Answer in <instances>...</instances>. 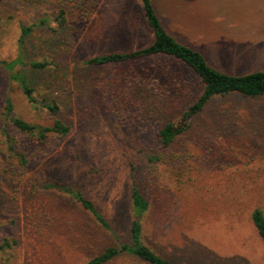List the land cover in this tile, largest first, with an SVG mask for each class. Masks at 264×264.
<instances>
[{
  "label": "rangeland",
  "instance_id": "obj_1",
  "mask_svg": "<svg viewBox=\"0 0 264 264\" xmlns=\"http://www.w3.org/2000/svg\"><path fill=\"white\" fill-rule=\"evenodd\" d=\"M166 29L227 73L264 70V0H154ZM139 0H0V264H82L115 242L61 188L79 187L127 238L132 175L150 202L145 242L172 264H264L252 212L264 211V96L213 97L159 155L158 131L201 92L192 70L152 56L89 64L146 44ZM34 25L26 35L23 26ZM35 101L1 63L17 56ZM58 118L66 135L40 139ZM54 100V114L48 103ZM54 183L55 186H49ZM107 264H145L120 255Z\"/></svg>",
  "mask_w": 264,
  "mask_h": 264
},
{
  "label": "trees",
  "instance_id": "obj_2",
  "mask_svg": "<svg viewBox=\"0 0 264 264\" xmlns=\"http://www.w3.org/2000/svg\"><path fill=\"white\" fill-rule=\"evenodd\" d=\"M139 1L145 20L152 32L151 41L129 49L103 52L92 56L87 62L95 65L128 63L152 56H164L179 61L196 74L202 86L200 94L184 109L180 116V121L177 123L174 121L166 122L157 133L161 152L153 157L152 160L158 161L166 159L169 148L176 138L189 128L190 120L201 112L213 97L233 93L249 98L264 96V70L233 74L217 69L207 61L200 51L179 41L166 29L154 0ZM33 26V24L23 26L22 33L26 35ZM1 63L9 71L10 78L17 81L28 99L35 101L34 89L27 75L13 69L18 64H27L33 69H43L47 63L36 60L25 62L20 55L11 61L2 60ZM47 107L54 114L59 110L54 100H52V103H48ZM5 109L6 119L10 120L17 129L31 136L36 135L38 138L44 139L51 133L66 135L69 132V126L58 118L51 125H38L16 116L13 113V105L9 98L6 100ZM48 185L57 187L54 183H49ZM61 189L79 203L97 226L110 232L115 237L113 244L107 246L100 253L93 255L82 264H107L120 255L132 256L145 264H172L169 259L150 247L144 240L142 218L148 211L150 202L143 194L134 175H132L129 195L131 218L127 238H122L121 235L115 232L110 220L79 187L66 186ZM252 221L258 235L264 242V211L261 208L257 207L253 210ZM7 245H9L8 241L1 242L0 249Z\"/></svg>",
  "mask_w": 264,
  "mask_h": 264
}]
</instances>
